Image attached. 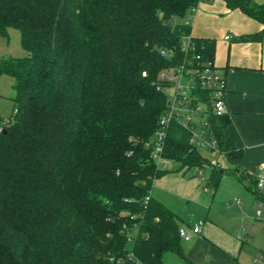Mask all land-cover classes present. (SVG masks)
<instances>
[{"label": "trees", "instance_id": "16d2710c", "mask_svg": "<svg viewBox=\"0 0 264 264\" xmlns=\"http://www.w3.org/2000/svg\"><path fill=\"white\" fill-rule=\"evenodd\" d=\"M213 1L0 0V35L18 30L28 53L0 59L15 90L10 116L0 119V264H166V253L194 264L181 246L180 218L151 195L154 181L173 171L152 152L171 107V83L161 76L183 68L188 107L207 106L210 151L242 155L227 134L229 116L212 112L201 85L215 41L171 22ZM224 1L263 25L241 39L261 41L264 3ZM195 126L173 116L160 157L175 171H204L216 190L228 171L192 143ZM251 178L249 190L264 202Z\"/></svg>", "mask_w": 264, "mask_h": 264}, {"label": "crops", "instance_id": "0c3cea01", "mask_svg": "<svg viewBox=\"0 0 264 264\" xmlns=\"http://www.w3.org/2000/svg\"><path fill=\"white\" fill-rule=\"evenodd\" d=\"M254 1L264 3V0ZM182 22L190 24L192 37L215 41L214 65L226 81L224 100L226 114L230 118L227 134L242 155L228 160L211 151L214 158H207L228 171L212 198L205 185L206 174L200 179L192 172L175 171L178 165L169 162L160 165L173 171L154 181L151 195L170 208L180 218V227L190 233V241L181 240V246L194 264H239L234 256L238 246H242L236 234L239 225L247 220L243 211H251L254 203L259 202L248 186L251 185V177L258 179L264 175V36L261 41L241 38L259 33L263 25L239 9H229L224 0L200 3ZM178 74L174 73L175 76ZM224 185L230 188L226 200H237L243 206L240 208L242 212H212ZM240 197L245 199V205ZM192 204L201 208V214L206 212H203L204 208L207 209L193 226L199 220L203 221L201 232L196 234L183 213V208ZM177 206L182 207L181 213ZM260 215L256 213L257 217Z\"/></svg>", "mask_w": 264, "mask_h": 264}, {"label": "rangeland", "instance_id": "374dc122", "mask_svg": "<svg viewBox=\"0 0 264 264\" xmlns=\"http://www.w3.org/2000/svg\"><path fill=\"white\" fill-rule=\"evenodd\" d=\"M183 19L174 18L171 22L173 24L181 23ZM28 53L21 47L20 33L16 29H9L6 36L0 35V59L6 57H24ZM166 80L171 83L170 86L164 88V92L167 95L174 96L176 94L177 86L183 87V92H188L189 79L185 74L175 76L172 71H165ZM14 79L8 75H0V119L10 116L13 107V98L15 96L14 90ZM205 105H201L200 109L195 113L185 112L181 110V120L183 122L191 121L196 124L195 132L198 134L201 131L202 126L206 120ZM0 128H2V122L0 120ZM200 152L209 158H214L213 153L209 148H200ZM201 179V176H198ZM221 185V180L219 186ZM205 185H203L204 187ZM219 186L217 189H219ZM228 185H224L221 189L220 196L216 197V205L213 206L212 212L216 214L220 213H235L234 211L240 210L243 206L234 202H229L226 200L228 194ZM207 192L210 194L211 198L215 190L211 187H207ZM219 196V197H218ZM243 205H245V199L240 197ZM179 212L181 213L182 207L177 206ZM207 212L204 208L203 212ZM205 212V213H206ZM239 212H242L241 210ZM244 218L247 219L245 223L239 225L236 237L239 239V243L242 246H238L237 254L234 259L237 260L239 264H264V202H255L253 209L243 211ZM260 212V216H256V213ZM184 219L193 227L199 215L201 214V208L196 207L195 204L190 205L188 208H183ZM128 250L132 249L131 244L127 245ZM165 262L167 264H188L184 259L178 257L174 253H166L164 256Z\"/></svg>", "mask_w": 264, "mask_h": 264}, {"label": "built area", "instance_id": "2783aa9c", "mask_svg": "<svg viewBox=\"0 0 264 264\" xmlns=\"http://www.w3.org/2000/svg\"><path fill=\"white\" fill-rule=\"evenodd\" d=\"M190 43V38L186 37L183 40V49L186 50L189 46ZM163 55L167 56L170 51H164L162 52ZM197 58H200L197 56ZM181 71L183 68L180 69ZM178 71L179 74H184L181 71ZM188 73H193V70H188ZM146 73L143 72V76H145ZM177 75V76H178ZM163 79H166L165 74H162L161 76ZM200 79H201V85L203 88L208 90V96L210 98V106L212 109V112L218 116L223 115L226 113V105H225V91H226V81L220 70L215 66L213 63H207L204 65V67L200 71ZM190 83L191 81L189 80V85H188V92L184 93L183 87H178L176 90V94L174 96H170V102H171V107L169 111L161 118L159 122V129L156 131V142L154 146V150L152 152V156L154 160L158 163L161 164L163 160L160 157V153L162 151V142L163 138L165 136V129L167 126V123L173 116H179L181 117V110H185V112L189 113H195L200 109L201 105L204 104H199L196 108H190L188 107V104L190 103ZM207 107V106H205ZM207 109V108H206ZM205 109V113H206ZM189 122H184L185 125H187ZM195 124V123H194ZM207 127V122L205 120L204 125L201 128V131L197 134L195 132V128L193 129V138H192V143L196 145L199 149L201 147L203 148H214L215 142L214 141H209L206 138V132L205 128ZM2 128H0V131ZM211 165H219L216 162H211ZM198 175L201 177L205 178V174L202 170H197ZM257 187L258 188H264V175H260L257 179ZM258 215L260 213L258 212ZM203 225V221L199 220L197 225L192 228L193 233H200L201 232V227ZM179 237L182 241L188 242L191 239L190 233L187 231L186 228L180 227L179 228Z\"/></svg>", "mask_w": 264, "mask_h": 264}, {"label": "water", "instance_id": "95a60500", "mask_svg": "<svg viewBox=\"0 0 264 264\" xmlns=\"http://www.w3.org/2000/svg\"><path fill=\"white\" fill-rule=\"evenodd\" d=\"M175 73H176V74H178L179 72H178V71H176ZM262 191L264 192V188H262Z\"/></svg>", "mask_w": 264, "mask_h": 264}]
</instances>
